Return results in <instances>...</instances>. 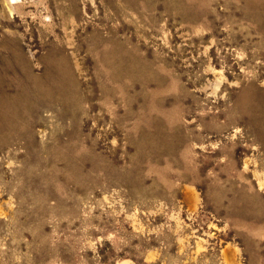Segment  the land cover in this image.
<instances>
[{"label": "rangeland", "instance_id": "374dc122", "mask_svg": "<svg viewBox=\"0 0 264 264\" xmlns=\"http://www.w3.org/2000/svg\"><path fill=\"white\" fill-rule=\"evenodd\" d=\"M0 264H264V0H0Z\"/></svg>", "mask_w": 264, "mask_h": 264}]
</instances>
